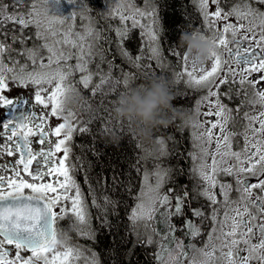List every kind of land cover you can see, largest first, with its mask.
<instances>
[{"label":"snow or ice","instance_id":"1","mask_svg":"<svg viewBox=\"0 0 264 264\" xmlns=\"http://www.w3.org/2000/svg\"><path fill=\"white\" fill-rule=\"evenodd\" d=\"M68 3L77 7L65 16L50 11L60 5V0H0V107L12 103L3 94L11 82L25 88L35 86V104L50 108V113L38 115L33 110L19 121L0 122V157L12 158L0 164V264H56L58 257L67 262L78 256L79 250L62 238V230H57L58 221L69 219L70 227L81 235H93L90 229L84 231L88 224L86 205L74 176L79 166L71 163L74 133L88 134L90 128L87 124L80 126L75 111L68 110L64 115L65 99L69 93L81 95L76 85L88 90L90 99L102 94L111 78V63L106 60L103 44L107 40L100 30L90 24L77 33L68 24L71 19L90 16L92 10L86 0ZM196 3L204 31L197 29L195 33L213 44L210 69L198 68L186 51H181L182 46H173L169 52L180 61V71L174 73L172 83L206 90L197 102L192 125L198 151L191 157L196 164L191 175L198 183L191 189L178 185L183 174L179 159L174 167L162 164L170 155L181 157L176 148L168 147L169 141H178L171 136L157 138L150 153L157 162L155 171L144 174L145 180L152 176L156 183L142 185L129 219L134 224L150 222L162 213L169 221V232L174 233L177 229L171 219L183 217L185 207L190 208L192 200L203 197L205 203L192 210L199 226L187 220L180 229L193 239L205 231L208 237L200 248L188 246L194 253L189 264H264V11L254 6H264V0H237L228 7L227 0ZM99 15L118 17L122 23L131 20L132 28H141V38H147L154 67L163 71L171 66L162 54L155 6L150 11L142 10L126 0L122 7ZM137 17L148 19L150 24H141ZM218 23L222 27L218 28ZM129 32L127 28L116 29L121 41L128 39ZM122 55L128 57L125 51ZM97 58L101 64L109 63L107 73L99 66L95 72L90 69ZM140 60L135 58L134 66L144 67ZM75 73L80 79L69 83ZM143 75L146 78L148 73ZM94 77L98 83H93ZM135 79L123 74L117 86L124 90L142 87L133 86ZM201 105L208 110L201 112ZM49 115L63 122L50 127ZM183 130L182 124L177 131ZM138 147L142 148V143ZM48 177H52L51 182H45ZM219 177L231 179L221 183ZM165 185L172 186L164 191ZM127 190L131 191L130 181ZM105 203L110 205L112 201L106 197ZM145 242L153 241L137 232L135 243ZM175 245L169 258L180 264L188 250L180 240H175Z\"/></svg>","mask_w":264,"mask_h":264},{"label":"trees","instance_id":"2","mask_svg":"<svg viewBox=\"0 0 264 264\" xmlns=\"http://www.w3.org/2000/svg\"><path fill=\"white\" fill-rule=\"evenodd\" d=\"M141 1L144 0H135V3L140 5ZM5 2H9V0H5ZM110 2L111 0H86L88 7L92 10L88 17L95 23V28L102 32L103 37L108 39L103 47L107 49L106 60L111 63V78L103 86L102 94L97 95L94 99H90L88 94L87 100L90 102V106L84 105L81 109L88 121L90 132L84 135L79 133L73 141L77 164L89 185L90 195L96 201L94 220L91 226L93 236L90 245L97 252L100 264H157L154 244L147 242L136 244L137 225L135 226L129 219L130 209L136 202L140 191L141 174L148 165L146 162L148 159L144 160L143 151L138 147V144L142 143L144 147L149 148L155 141V135H162L163 138L174 137L178 143L169 141L168 147L176 148L181 157L170 155L162 161V164L164 167H174L179 159L183 174L177 183L178 185L185 183L191 189L193 185H191V181L189 182L190 179L185 177L188 169L186 136L183 131H177L182 119L178 117L169 126L154 129L151 138L148 139L129 135L126 130L122 131L123 139L117 146L109 143L104 133L107 127H115V122L111 121V102L117 93L124 90L123 87L117 86V81L123 79V74L135 75L133 86L144 84L152 75L166 77L176 96L173 104L180 113H185L190 98L181 83H172L174 79L172 65L177 64L179 59L172 57L169 49L179 46L177 40L181 31L194 30L197 27L200 16L190 0H152L160 19L159 42L162 54L166 62L171 65L161 71L154 67L155 61L149 60L150 51L148 52L147 46L142 49L138 46L141 41L137 37V33H139L137 28L132 30L128 39L123 42L117 33L110 36L111 41H109L106 33L103 32V24L107 21L113 22L114 17L103 18L99 13L107 12L110 9L108 6ZM183 50L182 47L181 51ZM122 51H129V54L132 55L130 61L133 65L136 52H140L139 63L144 67L136 69V67L130 66L129 68ZM93 65L95 71L99 66L106 73L110 67L109 63L101 64L98 58L90 65V68ZM148 65H152V67H147ZM132 71L137 73L134 74ZM143 73H148L146 78ZM95 79L94 84L98 83V78L95 77ZM113 89L115 91H112ZM79 90L82 91L80 93H89L81 85H79ZM129 181L131 191L127 190ZM106 197L112 201L110 205H106ZM160 224L159 222V234H167L169 221H165L164 225Z\"/></svg>","mask_w":264,"mask_h":264},{"label":"flooded vegetation","instance_id":"3","mask_svg":"<svg viewBox=\"0 0 264 264\" xmlns=\"http://www.w3.org/2000/svg\"><path fill=\"white\" fill-rule=\"evenodd\" d=\"M191 4L199 12L196 0H190ZM237 0H227L226 7L236 3ZM255 7L260 8L261 11H264V6L261 5H254ZM200 15V13H199ZM201 17V15H200ZM231 22L235 23V17L231 18ZM217 27L220 28L222 27V24H217ZM197 29L204 31V22L202 20V17L200 19V22L197 25ZM196 29V30H197ZM210 35V33H209ZM17 47V45H15ZM18 49V48H17ZM124 58V57H123ZM205 67L210 69L211 67V61L207 60L203 65H197V67ZM173 73L179 72L180 71V61L178 60L177 64L172 65ZM174 76V75H173ZM10 83L9 89L4 91V95H6L8 98L12 100V103L10 105L0 107V122H3L5 120H14V121H19L24 114H27L30 111H35L38 115H42L44 112H49L50 113V108L49 109H44L43 106L36 105L34 101V88L31 87H21L18 84L15 83ZM72 84H75L74 82V77L72 78L71 82ZM182 86L185 88L187 91V95L189 96V106L188 109L185 110V113L189 116L192 117V119L188 120L187 123L184 120V130L183 132L185 133L186 136V141H187V172H186V179H190L189 182L191 181V185H195L198 183L197 178L193 177L191 175L192 169L194 166L192 165V162L194 160L191 158V143H194V135H195V130L193 129L192 125L195 124L196 122V107H197V102L201 99V97L206 95V90L205 89H196V88H191L188 87L186 84L181 83ZM77 90L78 86L76 85ZM73 97L74 99L71 102H65L66 104V109L64 115H67L68 110H73L75 113L80 117L81 124L80 126H84V122L82 119L81 113H79V95L76 93H69L67 97ZM208 109L201 105L200 106V111L201 112H206ZM71 119V118H69ZM204 119H215L214 117H201V120ZM63 122L62 119H59L57 117H49L47 118V124L50 127H55L57 124ZM79 135V132L74 133L73 135V140L71 141V151H72V156H71V163L77 164V158L73 149V144H74V139ZM162 137V135H155L154 140L157 138ZM55 139V138H53ZM242 139V138H241ZM195 145V144H194ZM40 145H34V148H39ZM62 155V154H58ZM12 158H9L7 156H2L0 157V164H7ZM78 165V164H77ZM164 166V165H163ZM2 171V170H0ZM7 175V173H4ZM75 179L81 186V191L83 194V199L86 205V211H87V217H88V224L84 228L85 232H88L89 229L92 232V222L94 220V212H95V204L93 203L94 199L90 195V192L88 190V183L85 181L84 175L81 173V169L78 167V170L75 171L74 173ZM29 179H31L29 177ZM221 183H228L230 182L231 178L228 177H219ZM52 177H48L45 182H51ZM182 185H185V183ZM172 185H165L164 191H167L169 187ZM186 186V185H185ZM218 191V190H217ZM232 198H236V193L233 192ZM219 198V197H218ZM205 200L203 197H201L199 200H192L191 201V206L185 207V214L183 217H173L170 221V223L177 229L174 233H171L168 231L167 235H172L173 241L170 243L171 245H175V240H180L182 243L187 247L188 250V255L186 256L185 263H189V261L192 259V256L194 253L192 252L191 247H188L189 245L194 244L196 248H200L203 246V242L208 239L206 231L202 233L201 236L196 237V238H190L188 235L185 234L186 230H180L181 226L185 224L187 220H192L197 226H199V220L192 215V210L200 208L201 204H204ZM157 217V216H156ZM184 221V222H183ZM71 225V221L69 219H65L62 221H58L56 227L58 231H63V236L62 238H67L69 241L70 246L73 248H76L79 250V255L77 257H73L70 259V261H63L59 260L60 262L58 264H100L99 263V257L95 249L90 245V241L92 240V236L88 235H81L79 231L74 230L72 227H69ZM93 233V232H92ZM163 235V234H162ZM23 255L28 256L30 253H23ZM184 257H181L183 260ZM40 264H43V261L40 262ZM57 264V262H56ZM167 264H174V261L169 258V261ZM183 264V263H180Z\"/></svg>","mask_w":264,"mask_h":264},{"label":"clouds","instance_id":"4","mask_svg":"<svg viewBox=\"0 0 264 264\" xmlns=\"http://www.w3.org/2000/svg\"><path fill=\"white\" fill-rule=\"evenodd\" d=\"M194 33L195 30L181 31L177 44L185 49L190 61L203 65L210 57L213 44L210 39ZM73 99L66 97L65 102ZM175 99L169 80L162 75L150 76L140 88L120 91L111 102V121L115 122V127H107L104 133L109 143L117 146L125 130L129 135L148 139L154 129L167 127L178 117L185 121L192 119L177 110L173 104ZM79 102L90 105L87 98H80Z\"/></svg>","mask_w":264,"mask_h":264},{"label":"rangeland","instance_id":"5","mask_svg":"<svg viewBox=\"0 0 264 264\" xmlns=\"http://www.w3.org/2000/svg\"><path fill=\"white\" fill-rule=\"evenodd\" d=\"M126 2V0H111V2L109 3V7L111 9H115L117 7H122L123 4ZM131 2L137 7V8H140V9H148L149 11L151 10V8L154 6L153 3H152V0H144L143 2L141 1V4H136L135 3V0H131ZM76 5H73V4H69L68 3V0H60V5L57 7V6H52L50 8V11H52L54 14H62V15H65L67 16L70 12L74 11L76 9ZM107 7V8H109ZM106 13V11H104ZM91 18L88 17V14H85L84 17L82 19H71L68 21V24H70L72 26V29L77 32V33H81L83 32L86 28L89 27V25L91 24V27L96 29L95 28V23L92 22L90 20ZM137 20H140V17H137ZM110 22L112 23L110 25ZM140 23L141 24H145V25H148L150 24V21L148 19H143V20H140ZM107 25V26H106ZM104 26V33H106V36L109 38V41H111V38L110 36H112L113 34H116V29L117 28H127V29H131L129 34L131 33L132 30H136V28H132V22L131 20H128L127 22L125 23H122L119 18L113 20L112 21H107L105 24H103ZM65 27H67V25H65ZM61 31H63V29H60ZM137 30L139 33H137V37L139 38L138 40H140V44L138 46H140V48H144L147 46L148 48V52L150 51V48H149V45H148V41H147V38L144 37V38H141V31L142 29L137 27ZM29 31H32V29H30ZM34 31V29H33ZM113 32V33H112ZM108 40V39H107ZM108 41V42H109ZM123 42V41H122ZM31 41H29V44L28 46L31 47ZM123 45V44H122ZM19 44H17V47L19 49ZM126 49V48H125ZM128 52V57L131 58V54H129V51ZM135 54V53H134ZM151 51H150V55H148V57L151 56ZM140 52H136L135 54V58L137 57H140ZM126 57V62L128 64V67L130 68V66H133V67H136L133 65V63H131L130 59ZM19 59V57H17ZM125 58V57H124ZM128 58V59H127ZM24 62V61H22ZM30 63V62H29ZM72 64H75L76 61L75 60H72L71 61ZM141 67H136V69H140ZM93 72H95V66L93 65L92 68H90ZM133 72V71H132ZM134 74L137 73L136 71L133 72ZM76 75V74H75ZM77 79L79 80L80 79V74L78 73L77 75ZM135 76V75H134ZM95 77L93 78V81H95ZM137 82V81H135ZM70 83V81H69ZM28 87H31V88H34L35 89V86H28ZM45 87H49L47 85H45ZM186 92V91H185ZM88 92H86L84 95H85V98L88 97ZM79 105L81 106H84V104L82 102H79ZM184 125V120L182 119V122H181V125ZM153 144L154 142L149 146V148H146V147H142L141 150L143 151V157H144V160L148 159L146 162L148 165H146L145 167V172H154L155 171V165H156V161L152 158V156L150 155V153L153 151ZM198 151V149L196 148V146L194 145V143H191V155ZM147 157V158H145ZM145 162V163H146ZM192 165L195 167L196 164H195V161L192 162ZM144 172V174H145ZM143 174V179H142V185L143 184H155L156 181H155V178L152 177V176H149L147 180H145V175ZM142 187V186H141ZM141 191V190H140ZM140 194V193H139ZM138 203L135 202L131 209H130V215L133 211V209L136 207V204ZM159 218L158 220L153 221L151 220L150 222H145L143 223V221L141 222H138L135 223V226L137 228V232L141 233L143 236L145 237H148L150 238L153 242L152 244H154V249H156V259L158 261L159 264H167L168 261H169V253L171 251V249L175 248L176 245H171L170 243H172L173 241V237L172 235H166L164 238L163 237H159L158 240L154 237L156 235V233L160 230V227L158 226L159 224L157 222H160L161 224L160 225H164V222L165 220L163 219V214H159ZM131 222L134 224V222L131 220ZM142 224V225H141ZM166 228V227H165ZM163 238V239H162ZM51 256V254H49ZM186 257L182 259H180V263H183V264H189V263H185ZM61 260H63L62 257H58L57 258V264L60 262Z\"/></svg>","mask_w":264,"mask_h":264},{"label":"bare ground","instance_id":"6","mask_svg":"<svg viewBox=\"0 0 264 264\" xmlns=\"http://www.w3.org/2000/svg\"><path fill=\"white\" fill-rule=\"evenodd\" d=\"M131 30V29H130ZM125 59V58H124ZM118 94V93H117ZM160 137V136H159ZM188 154V153H187ZM141 158V157H140ZM142 172V171H141ZM132 204V203H131ZM184 222V221H183ZM70 227V226H69Z\"/></svg>","mask_w":264,"mask_h":264}]
</instances>
